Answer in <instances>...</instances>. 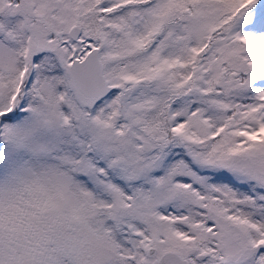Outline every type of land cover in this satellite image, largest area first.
<instances>
[{
	"label": "snow or ice",
	"instance_id": "1",
	"mask_svg": "<svg viewBox=\"0 0 264 264\" xmlns=\"http://www.w3.org/2000/svg\"><path fill=\"white\" fill-rule=\"evenodd\" d=\"M0 264H264V0H0Z\"/></svg>",
	"mask_w": 264,
	"mask_h": 264
}]
</instances>
